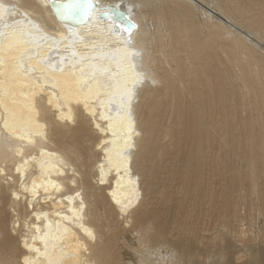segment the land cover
Returning a JSON list of instances; mask_svg holds the SVG:
<instances>
[{
  "label": "bare ground",
  "instance_id": "obj_1",
  "mask_svg": "<svg viewBox=\"0 0 264 264\" xmlns=\"http://www.w3.org/2000/svg\"><path fill=\"white\" fill-rule=\"evenodd\" d=\"M93 1L0 0V264H264V0Z\"/></svg>",
  "mask_w": 264,
  "mask_h": 264
},
{
  "label": "water",
  "instance_id": "obj_2",
  "mask_svg": "<svg viewBox=\"0 0 264 264\" xmlns=\"http://www.w3.org/2000/svg\"><path fill=\"white\" fill-rule=\"evenodd\" d=\"M96 7L93 0H53L52 9L61 22H65L72 27L89 22ZM126 6L122 4H110L107 11L102 16L114 21L115 29L124 28L133 30L136 24L130 19Z\"/></svg>",
  "mask_w": 264,
  "mask_h": 264
},
{
  "label": "snow or ice",
  "instance_id": "obj_3",
  "mask_svg": "<svg viewBox=\"0 0 264 264\" xmlns=\"http://www.w3.org/2000/svg\"><path fill=\"white\" fill-rule=\"evenodd\" d=\"M125 31H127L129 34L128 36L125 38V45L127 46H133L134 47V42H133V38L131 35V31L128 29H125ZM131 57L133 60H135V58L137 56L140 55L139 52H132L130 53ZM127 59V57H126ZM139 65L136 63H130L128 65V68L131 72V82L130 84L125 85V91L122 93L121 95V99H120V105L119 107L123 108L125 105H130L134 95H135V90L144 83L145 79H150V77H147L146 75V70H142V71H138ZM152 83H155L154 80L151 81ZM49 104H52V101L49 100L48 101ZM55 107L59 108L61 107V103L58 102ZM68 119H71V117L69 116ZM98 127V126H97ZM19 171V169H17ZM34 191V190H33ZM89 235H91V233H89ZM27 246V245H26ZM35 251H39L38 249H36ZM3 264H8L7 261L3 262ZM24 264H32V262L29 260V258L25 257L24 260Z\"/></svg>",
  "mask_w": 264,
  "mask_h": 264
},
{
  "label": "rangeland",
  "instance_id": "obj_4",
  "mask_svg": "<svg viewBox=\"0 0 264 264\" xmlns=\"http://www.w3.org/2000/svg\"><path fill=\"white\" fill-rule=\"evenodd\" d=\"M261 190H262V192H261V197H262V199L260 198L258 201H261V200H263L264 199V187L262 186V188H261ZM243 195L245 196V198L246 199H248V198H250V199H252L251 198V196H249L248 195V193H246V192H244L243 193ZM247 195V196H246ZM253 196V195H252ZM255 196H253V199L252 200H254V202H255V198H254ZM244 198V200L242 199L241 201V208L244 206V208H242L243 209V211L241 210L240 211V214L243 212V214L244 213H246L247 214V216H246V219H245V221H246V226L249 228V227H251V231L250 232H252L253 231V233H255V232H259L260 230H261V224H264V218H262L261 216H263L264 217V213H261V211H263L264 212V203L263 204H260L259 206H261V208H262V210L260 211V207L258 208V204L259 203H261V202H257V198H256V202L257 203H255L254 204V202H253V204H252V200L250 201V199L249 200H246ZM236 200H237V198H236ZM235 200V201H236ZM243 202H245V203H243ZM263 202H264V200H263ZM252 205H251V204ZM245 204V205H244ZM247 204H250L249 205V208H252V209H254V211H256L255 213H253L254 211L252 210V209H246V208H248V205ZM247 205V206H246ZM257 205V206H256ZM251 206V207H250ZM254 207V208H253ZM256 207H257V209H259V210H256ZM233 210V207L231 206V209H229V210H225L224 212H222V211H220L218 214V216L216 217V220H215V222L216 223H220V222H222L223 221V219H224V217H225V215H223V214H235V210L234 211H232ZM249 211V210H251V211H249L248 213H247V211ZM259 211V212H258ZM257 213V214H256ZM259 213H261L260 214V220L256 217V215H259ZM263 214V215H262ZM222 217V218H221ZM231 216H227V218H225V221H228L229 222V224H231L232 223V219L230 218ZM250 217L251 218H253L254 219V221L252 220V219H250ZM230 218V219H229ZM220 219V220H219ZM263 219V221H261ZM252 221V222H251ZM215 222L213 223L214 225V227H221V225L219 226V224H215ZM249 222H250V225H249ZM264 226V225H263ZM248 243H254V241H250L249 240V242ZM243 255V257H245V258H243L242 256H241V262H244V261H246L247 260V255L246 254H242ZM244 259V260H243Z\"/></svg>",
  "mask_w": 264,
  "mask_h": 264
}]
</instances>
